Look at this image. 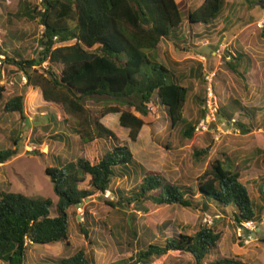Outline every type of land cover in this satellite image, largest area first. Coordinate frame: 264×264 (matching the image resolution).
I'll use <instances>...</instances> for the list:
<instances>
[{
	"label": "trees",
	"instance_id": "trees-1",
	"mask_svg": "<svg viewBox=\"0 0 264 264\" xmlns=\"http://www.w3.org/2000/svg\"><path fill=\"white\" fill-rule=\"evenodd\" d=\"M40 1L39 8H32L27 1L19 0L16 12L17 16L37 20L43 26L39 39L41 49L37 50L36 57L26 58L17 52L12 55L0 46V55H5L6 64L27 77L21 92L4 101V111L9 114L17 112L28 122L25 96L33 87H39L46 102L69 114L64 119L65 127L72 130L83 144L95 139L110 140L111 144L105 146L102 157L95 163L79 158L64 165L46 167L45 172L57 195L54 211L51 198L41 199L13 192L6 184V189H0V261L27 264L33 245L58 241L64 243L63 253H68L71 248L70 208L97 192L105 194L109 191L113 200L106 201L111 207L106 220L101 223L95 221L93 226L107 225L122 239L127 233L125 240L131 247L134 242H139V227L134 222L138 213L143 216L160 207L201 208L203 212L217 208L221 213L213 211L214 216L228 214L227 209L231 207L239 227L243 222L254 220L257 216L254 203L235 167V157L225 153V158L214 160L195 185L170 182L161 172L148 170L139 164L130 147L120 142L116 133L101 122L107 114L119 113L120 125L129 130V139L136 141L143 126L152 125L165 116L173 128L180 127L183 139L193 136L196 125L183 115L193 88L184 85L183 81L194 77L199 83H205L203 63L191 59L188 67L179 68L180 61L160 52L164 40L173 42L175 46L184 40L180 31L185 22L178 1ZM256 2L243 0L240 7L252 6ZM226 5H229L226 0H203L196 8L187 11L189 27L205 25L210 30L209 26L215 25ZM246 30L263 33L256 24ZM237 56L240 66H249L252 61L244 47L240 48ZM43 64L46 67L43 68ZM228 64L232 66L230 62ZM207 84L208 81L206 88ZM211 85L217 96L218 88L214 82ZM2 91L3 87H0V100L4 98ZM92 96H106L126 108L112 104L92 110L85 103V99ZM194 97L204 103L207 94L203 97L195 93ZM226 109H218L217 114L223 113L231 120L235 111ZM51 118L57 121L56 114H51ZM14 143L17 145L18 141L14 140ZM208 150L196 148L195 159L206 156ZM15 153L12 148L0 149V163L5 164ZM82 173L91 176L87 189L79 187L84 180ZM130 177L137 181L132 188L114 185L116 180ZM91 218L86 210L84 223H79L85 237L88 234L86 224L92 222ZM220 238V233L213 226L203 225L192 234L181 232L177 237L166 238L164 244L144 241L139 249L133 250L135 253L117 264H153L155 259L169 251L191 254L194 264H246L220 255ZM47 260L48 264H95V258L84 247Z\"/></svg>",
	"mask_w": 264,
	"mask_h": 264
},
{
	"label": "rangeland",
	"instance_id": "rangeland-1",
	"mask_svg": "<svg viewBox=\"0 0 264 264\" xmlns=\"http://www.w3.org/2000/svg\"><path fill=\"white\" fill-rule=\"evenodd\" d=\"M25 1L32 8L41 6L40 0ZM177 1L185 22L180 31L184 40L179 46L164 40L160 52L178 59L181 62L179 68L188 67L192 63L191 59L203 63L205 83H199L194 77H187L183 81L184 85L193 88L183 111L185 118L196 125L193 136L183 139L180 127L173 128L165 116L152 125L143 126L136 141H131L127 128L122 127L119 121L116 122L117 113L110 115L115 120V125L110 124L109 120L108 123L106 119L101 122L113 129L120 142L130 147L139 164L148 170L161 172L170 182L195 185L214 160L225 158V153L231 158L235 157V167L247 185L254 203L257 214L254 220L259 230L251 232L239 227L234 221L231 207L227 209L228 214L217 216L213 215V211L221 213L217 208H213L211 212H203L201 208L160 207L143 216L138 213L134 222L139 227V242H134L131 247L125 240L127 233L122 239L111 232L107 225H102L103 228L100 225L93 226L95 221L101 223L106 220L111 209L106 201L113 200L111 192H97L84 204L70 208V251L63 253L64 243L61 241L32 246L30 257L34 262L41 253H49L55 258L84 247L95 258V264H117L135 253L133 250L139 249L144 241L164 244L166 238L177 237L181 232L192 234L201 226L207 225L213 226L221 235L220 255L233 257L246 264H264V0H257L252 6L244 8L240 7L243 0H227L229 5L218 15L215 25L209 26L210 30L205 25L193 24L197 28L189 27L187 11L196 8L203 0ZM17 9L19 0H4L0 3V46L12 55L17 52L26 58L36 57L37 50L41 49L39 39L43 26L37 20L17 16ZM227 15H230L228 19ZM252 24L260 27L263 33L252 31L253 34L248 36L252 32H248L246 28ZM197 32L201 34L198 35ZM241 46L252 58L249 66H245L246 69L237 63V53ZM219 49L221 53L218 52ZM42 67H46V64ZM207 77H211L218 88V95L214 98L218 109L228 107V110L232 108L235 111L231 120L223 113L215 112L213 116L208 111L207 99L204 103L195 100V93L206 96ZM11 80L13 84L10 83ZM24 85L20 83V72L16 68L10 69L6 79L0 78V87H3L1 94L4 97L0 100V149L12 148L16 151L5 164L0 163V189L8 187L10 191L23 192L35 198H51L54 202L51 208L54 211L57 195L45 172L46 167L64 165L79 158L95 163L102 157L105 146L111 142L95 139L83 144L72 130L65 127L64 119L69 114H64L58 106L46 102L39 87H33L25 96L24 108L28 122L17 112H5L4 101L19 94ZM85 103L92 110H100L106 105H122L106 96H92L86 98ZM53 113L57 115V121L51 118ZM14 140L18 141L17 145ZM31 145H36L37 149L30 150ZM196 148L209 150L206 156L195 159ZM82 176L84 180L79 187L87 189L89 175L82 173ZM136 183L130 177L118 179L114 185L130 189ZM86 210L92 215V222L86 224L88 234L85 237L79 223H84ZM153 264H194V260L189 253L169 251L155 259Z\"/></svg>",
	"mask_w": 264,
	"mask_h": 264
},
{
	"label": "built area",
	"instance_id": "built-area-1",
	"mask_svg": "<svg viewBox=\"0 0 264 264\" xmlns=\"http://www.w3.org/2000/svg\"><path fill=\"white\" fill-rule=\"evenodd\" d=\"M219 53H221V50H218ZM5 55H0V77L2 79H6V77L9 76V72L10 69L14 68L12 66H8L5 62ZM208 79V85H207V96H208V100H207V107H208V111H210L212 113V115H215V112L217 113V109H218V105H217V101H215V96L213 93V89H212V78L211 77H207ZM11 84H13V80L10 81ZM20 83L21 84H26L27 83V77L24 73L20 72ZM37 149L36 145H31L30 150H35ZM243 229H247L251 232L254 231H258L259 227L256 223L255 220H249L247 222H243Z\"/></svg>",
	"mask_w": 264,
	"mask_h": 264
},
{
	"label": "crops",
	"instance_id": "crops-1",
	"mask_svg": "<svg viewBox=\"0 0 264 264\" xmlns=\"http://www.w3.org/2000/svg\"><path fill=\"white\" fill-rule=\"evenodd\" d=\"M226 2H227V0H226ZM227 3H230L229 1L227 2ZM18 10V9H17ZM199 26H201V25H199ZM195 28H197V26H195ZM173 59H175V60H177V61H179L178 59H176V58H174V57H172ZM125 107V106H124ZM111 114H114V113H110V114H107L106 116H104L101 120H105L106 119V121L108 122V120H109V122H110V124H112V125H115V120L113 119V117H111L110 115ZM119 113H117V117H116V122L118 123V121H119ZM108 122V123H109ZM103 123V122H102ZM104 125H105V123H103ZM120 124V123H119ZM106 127H108L107 125H105ZM108 128H110V127H108ZM125 128V127H124ZM111 130H113V129H111ZM128 130V129H127ZM129 131V130H128ZM100 159V158H99ZM98 159V160H99ZM97 160V161H98ZM87 175H89V174H87ZM89 178H91V176L89 175ZM33 246H35L36 247V245H33ZM30 255L32 256V254L30 253ZM43 256H45L46 258L44 259V257ZM57 256H60V255H57ZM48 257H52V255L51 254H49V253H41V255H40V257H36L35 258V262H34V260H32V258H30L29 259V261H28V263L27 264H42V263H45V264H48V261L49 260H47V258ZM0 264H5L4 262H2V261H0Z\"/></svg>",
	"mask_w": 264,
	"mask_h": 264
},
{
	"label": "water",
	"instance_id": "water-1",
	"mask_svg": "<svg viewBox=\"0 0 264 264\" xmlns=\"http://www.w3.org/2000/svg\"><path fill=\"white\" fill-rule=\"evenodd\" d=\"M91 198L90 197H87V198H85V201H83V202H81L80 204L82 205V204H84V202H87V201H89ZM80 204H77V205H80ZM264 238V237H263Z\"/></svg>",
	"mask_w": 264,
	"mask_h": 264
},
{
	"label": "clouds",
	"instance_id": "clouds-1",
	"mask_svg": "<svg viewBox=\"0 0 264 264\" xmlns=\"http://www.w3.org/2000/svg\"><path fill=\"white\" fill-rule=\"evenodd\" d=\"M213 89V88H212ZM213 93H214V91H213ZM214 96H215V98H216V95L214 94ZM207 100H208V96H207ZM208 108V107H207ZM217 113H218V109H217ZM108 192V191H107ZM254 234V233H253Z\"/></svg>",
	"mask_w": 264,
	"mask_h": 264
}]
</instances>
